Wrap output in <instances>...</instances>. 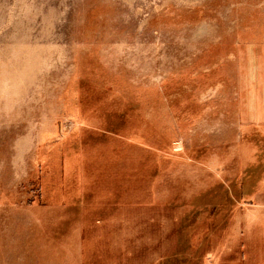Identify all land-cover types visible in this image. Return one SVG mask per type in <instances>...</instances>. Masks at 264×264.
Listing matches in <instances>:
<instances>
[{
    "label": "rangeland",
    "instance_id": "374dc122",
    "mask_svg": "<svg viewBox=\"0 0 264 264\" xmlns=\"http://www.w3.org/2000/svg\"><path fill=\"white\" fill-rule=\"evenodd\" d=\"M0 264H264V0H0Z\"/></svg>",
    "mask_w": 264,
    "mask_h": 264
}]
</instances>
